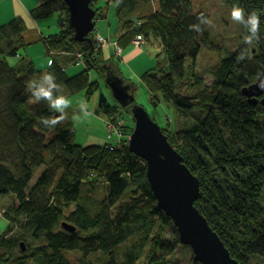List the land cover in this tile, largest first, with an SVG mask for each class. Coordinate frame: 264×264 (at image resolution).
<instances>
[{"label": "trees", "instance_id": "trees-1", "mask_svg": "<svg viewBox=\"0 0 264 264\" xmlns=\"http://www.w3.org/2000/svg\"><path fill=\"white\" fill-rule=\"evenodd\" d=\"M148 1L118 0L116 6L117 10L124 8L132 13ZM157 1L158 9L150 16L152 25L145 19L144 26L136 31L160 39L170 73L151 69L142 78L151 93L161 91L177 114L186 115L192 103L190 98L175 93L171 76L183 78L185 61L195 60L201 46L208 44L205 15L198 19L202 12L190 10L191 0ZM239 6L244 9L245 20L251 13L258 15L259 29L253 33L241 21L252 45L243 53L219 60L210 87L199 95L207 100L193 113L191 127L178 133L176 151L198 179L199 197L194 206L223 240L230 255L239 264H250L252 256L264 257V106L249 103L242 89L254 83L264 69V0H245ZM52 14L60 16L58 22L65 19L67 30L47 35L43 41L54 49L66 47L73 30L68 26V6L62 0H45L30 12L36 20ZM29 31L20 16L0 25V196H14L4 218L12 222V227L25 216L21 228L39 242V254H32L34 264H72L64 256L67 251L80 253L86 264H96L91 255L100 252L108 257L99 264H135L147 245L146 263L166 264L165 256L174 252L180 240L172 219L156 204L145 163L132 157L127 146L120 149V159L111 157L112 152L105 147L77 144L70 128L60 124L48 128L41 123L42 117L59 115L43 98L30 102L27 82L42 81L41 72L22 53L35 44L23 37ZM90 39L92 42L72 40L82 48L89 67L93 62L88 58L95 48ZM109 66L104 68L114 80L116 77L110 73L115 70ZM49 71L56 84L63 82L68 92L85 89L89 97L94 92V85L83 71L68 79L56 62ZM56 95L57 89H53ZM98 102L102 111L108 112L105 99L101 97ZM41 167L34 186L29 188L34 170ZM90 174L87 181L85 177ZM129 185L133 187L132 196L123 200ZM97 191L102 192L101 197L89 195ZM62 222L75 230L64 229ZM24 239L1 236L0 246L12 250ZM125 242L131 244L119 254L118 248ZM20 253L22 259L16 264H26L23 256H30H25L26 250ZM2 259L5 264V255Z\"/></svg>", "mask_w": 264, "mask_h": 264}, {"label": "rangeland", "instance_id": "rangeland-1", "mask_svg": "<svg viewBox=\"0 0 264 264\" xmlns=\"http://www.w3.org/2000/svg\"><path fill=\"white\" fill-rule=\"evenodd\" d=\"M116 1L118 0H90L89 4L91 7L94 8L93 4L95 5V28L89 35H86L85 40H75L80 43L90 40V36L93 38L95 48L93 49V55L88 58L93 62L92 66L89 67L83 57L82 48L72 43L71 32V39L67 41L66 47L54 49L43 41L45 35L57 32L59 27L58 33L61 32V29L63 31L67 30L65 19L64 22L62 19L58 22L60 17L58 14H52L47 16L46 19L40 20L32 18V20H35L34 27L36 30L41 29L43 34L40 31L37 35L34 28H29L33 26V23L26 21L28 29H30L29 33L31 32L34 37L37 36L34 39H30L35 44L27 46L22 53L24 56L27 55L34 63L36 69L41 72L42 82L43 74L46 72L50 73L49 62H51V65L56 62L63 68L67 75L66 77L77 75L83 71L87 74L91 85H94V92L89 97L85 89L77 92H68L63 82L57 84L58 95H63L70 101V107L65 110L66 118L60 125L70 128L72 131L74 130L77 144L96 148L105 147L112 152L109 153L111 157L120 159V149H123L124 146L128 147L127 141L134 128L130 107L139 105L149 113L152 120L158 123L161 130L163 129L167 133L169 141L173 143L172 147L177 150L180 144L177 140L178 133L184 127H191L193 113H196V110L201 107L202 101L207 100L206 96L201 98L199 95L204 88L210 87L213 80L212 71L217 66V63L222 60V57L236 52L243 53L244 48L250 49L252 45V41L248 38L247 30H244L242 22L234 21L231 18L232 7L243 4L245 0H191L190 10L193 13L202 12L205 15L204 29L209 35V40L208 44L201 46L195 60L189 58L185 61V75L183 78L171 76L174 80L175 93L190 98L192 103L191 113L189 112L186 115L177 114L172 104L163 99L161 91H153L151 93L142 78L146 71L151 69L160 70L162 73L164 71V75L170 73L167 56L164 53V47L161 45L160 39L154 34L147 37L143 32L136 31L141 26H144L145 19L147 23L152 25L150 16L158 9L159 1L149 0L148 3H141L132 13L126 12L124 8L117 10ZM20 2L23 7L30 8L27 1L20 0ZM36 3L33 5L34 7ZM10 5H12L10 0H0V18L6 15L0 21V25L13 19V14L14 17L18 16L14 11L9 12ZM29 33L25 32L23 34L24 39H29ZM244 44L246 47L243 46ZM123 54L129 59L123 58ZM27 57L25 56V58ZM106 65H110L109 68L115 70L110 73L112 77L122 79L123 84L131 85L128 88V92L133 97V101H129L126 107H123L113 97L112 90H110L105 80L108 73L107 69L104 68ZM69 77L68 79H70ZM101 97L105 99L109 106L108 112H103L99 106L98 101ZM82 102L84 105L83 110L81 109ZM57 114L60 115L59 112ZM130 155L132 157L135 156L132 153ZM138 161L142 164L144 163L140 158ZM42 168L34 170L29 188L34 186L35 179L41 173ZM90 177L91 174L85 179L90 181ZM131 186L129 185V190L122 198L123 200L132 196L133 187ZM91 194L97 198L101 197L102 192H89V195ZM13 201L14 196L11 194L0 196V237L12 238V235H14L16 237L22 236L25 239L20 241L18 245L21 249L17 245L12 250L0 246V264L4 263L2 259L4 255L6 258L5 264H16V262H19L22 259L20 250L22 252L26 250L27 254L25 256H30V258L23 256V259L26 258V264H34L32 254L33 256L39 254V242L32 239L30 231H24L21 228L22 224L20 222L25 216L18 219L19 221L12 227V222L10 223L8 219L4 218V212L7 213ZM73 208L74 205L69 210L72 211ZM41 239L43 240V238ZM130 244L131 242L122 243L118 248L119 254L122 249L124 250ZM180 244L176 246L172 254L165 256L163 262H166V264H200L192 261L193 252L189 249L190 247H187V245L184 247V245L181 244V246ZM149 247L150 245H147L143 249V256L135 264H147L146 257ZM80 255V253L77 254L74 251L64 253L66 259L68 258L72 264H80L81 261L82 264H86L83 260L84 258ZM107 257L108 255L102 254V252L94 253L91 255V260L93 263L99 264L101 260ZM250 264H264V257L252 256Z\"/></svg>", "mask_w": 264, "mask_h": 264}, {"label": "water", "instance_id": "water-1", "mask_svg": "<svg viewBox=\"0 0 264 264\" xmlns=\"http://www.w3.org/2000/svg\"><path fill=\"white\" fill-rule=\"evenodd\" d=\"M68 6V26L73 30V38L77 41L86 39V35L95 28V10L90 0H62ZM89 42L92 40L88 39ZM114 99L126 107L133 97L128 92L129 84L122 79H105ZM264 69L254 83L242 89L248 102L264 106ZM134 128L128 138L129 151L144 161L146 176L156 204L172 219L178 231V239L193 252L192 261L200 264H239L234 259L224 242L210 227L208 221L194 206L198 199V179L193 175L181 155L172 147L167 135L162 132L158 123L152 120L149 113L141 106L130 107ZM62 227L69 231L75 228L65 222Z\"/></svg>", "mask_w": 264, "mask_h": 264}, {"label": "clouds", "instance_id": "clouds-1", "mask_svg": "<svg viewBox=\"0 0 264 264\" xmlns=\"http://www.w3.org/2000/svg\"><path fill=\"white\" fill-rule=\"evenodd\" d=\"M203 13L198 16V19L203 17ZM231 18L234 21H243L250 26V30L256 33L259 29V17L255 13H251L247 16L245 20L244 9L239 5H234L231 9ZM191 27V26H190ZM51 66V62H49ZM264 89V83L259 85ZM58 86L55 82V77L51 73L43 74V82L37 84L36 81L29 80L26 85V90L31 93L30 102H39L42 98L48 102L50 109H55L60 113L56 117L41 118V123H43L48 128H54L57 124L62 123L66 118V109L70 107V101L63 95L53 96V89H57ZM83 102L81 103V109L83 110ZM87 115V113H85Z\"/></svg>", "mask_w": 264, "mask_h": 264}, {"label": "crops", "instance_id": "crops-1", "mask_svg": "<svg viewBox=\"0 0 264 264\" xmlns=\"http://www.w3.org/2000/svg\"><path fill=\"white\" fill-rule=\"evenodd\" d=\"M25 1H27V3H28V5H29V7L30 8H28V7H23V5H22V3L20 2V0H10V3L12 4V5H10V11L9 12H11V11H14L15 12V14H17L18 16H20V17H22L23 19H25V21H29L30 23H33V26H31V27H29V28H34L35 30H36V28L34 27L35 26V20H32V18L33 17H31V15H30V12H31V10L34 8V4L36 3V5H38V4H40V3H42L43 2V0H25ZM22 8V9H21ZM6 16V15H5ZM5 16H3L2 18H0V21H2L4 18H5ZM13 17H14V14H13ZM15 17H17V16H15ZM37 29H38V26H37ZM59 30V29H58ZM58 30H57V32H55V33H48L49 35H55V34H58ZM42 32V30L40 29V30H36V34L38 35V33L39 32ZM42 34H43V32H42ZM47 34V35H48ZM36 35V36H37ZM47 35H45L44 37H46ZM35 36V37H36ZM34 36H32L31 35V32L29 33V39H34L35 38ZM137 50V49H136ZM124 56H122L123 58L124 57H126V58H128L125 54H123ZM129 59V58H128Z\"/></svg>", "mask_w": 264, "mask_h": 264}, {"label": "built area", "instance_id": "built-area-1", "mask_svg": "<svg viewBox=\"0 0 264 264\" xmlns=\"http://www.w3.org/2000/svg\"><path fill=\"white\" fill-rule=\"evenodd\" d=\"M139 38V37H138Z\"/></svg>", "mask_w": 264, "mask_h": 264}]
</instances>
